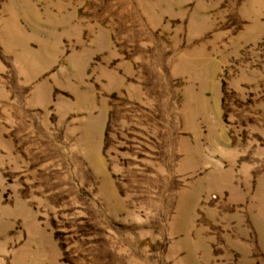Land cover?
Returning a JSON list of instances; mask_svg holds the SVG:
<instances>
[{
	"label": "rangeland",
	"instance_id": "374dc122",
	"mask_svg": "<svg viewBox=\"0 0 264 264\" xmlns=\"http://www.w3.org/2000/svg\"><path fill=\"white\" fill-rule=\"evenodd\" d=\"M0 264H264V0H0Z\"/></svg>",
	"mask_w": 264,
	"mask_h": 264
}]
</instances>
